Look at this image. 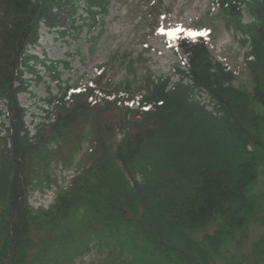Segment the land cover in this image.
Masks as SVG:
<instances>
[{"label":"trees","instance_id":"1","mask_svg":"<svg viewBox=\"0 0 264 264\" xmlns=\"http://www.w3.org/2000/svg\"><path fill=\"white\" fill-rule=\"evenodd\" d=\"M111 1L0 0V264H76L97 247L99 264H264V0H212L249 44L251 87L236 84L205 35L181 33L187 58L166 77L144 64L130 78L142 55L119 84L110 62L88 84L45 64L59 92L29 129L19 96L41 62L28 49L43 27L77 38L102 25ZM78 162L59 184L57 169ZM53 187L48 208L31 205ZM253 221L263 231L247 252Z\"/></svg>","mask_w":264,"mask_h":264},{"label":"rangeland","instance_id":"2","mask_svg":"<svg viewBox=\"0 0 264 264\" xmlns=\"http://www.w3.org/2000/svg\"><path fill=\"white\" fill-rule=\"evenodd\" d=\"M244 21L250 22L251 18L245 15ZM178 29L181 31H176ZM170 32L176 34L170 35ZM181 32L206 35L212 52L236 70V84L252 86L244 63V54L249 50V44L244 45L242 35L226 26L220 8L214 6L212 0H112L102 25L99 24L93 30L85 28L77 38L61 37L57 31L43 28L39 45L30 47L28 53L49 65L53 62H69L70 68L57 64L65 83L83 79L88 84L97 76L96 66L110 62L108 75L119 84L124 83L128 76L126 61L140 55L143 61L136 63V74H130V78L142 77L146 72L144 64L150 67L155 77L171 75L173 68L183 64L186 58L175 41ZM34 69L36 72L27 70L25 74L30 85L29 92L19 96L27 110V125L32 133L46 120L49 107L44 101L51 94L59 92L45 65L34 64ZM178 79V76L174 77L175 81ZM4 111L5 103L0 101V123L6 122L2 114ZM79 167L78 162L70 169L58 168L59 184L65 186ZM258 189L264 191L262 182L258 184ZM56 190L57 187H53L44 192H33L30 196L31 205L35 208H48L54 202ZM215 225L206 230L212 231ZM262 231L261 224L253 221L245 232L247 240L243 250L250 251L252 243ZM105 258V249L97 247L76 264H99Z\"/></svg>","mask_w":264,"mask_h":264},{"label":"snow or ice","instance_id":"3","mask_svg":"<svg viewBox=\"0 0 264 264\" xmlns=\"http://www.w3.org/2000/svg\"><path fill=\"white\" fill-rule=\"evenodd\" d=\"M176 31H181V30L178 29V30H176ZM169 34H170V35H175L176 33H175V32H170ZM190 34H192V33H190Z\"/></svg>","mask_w":264,"mask_h":264}]
</instances>
